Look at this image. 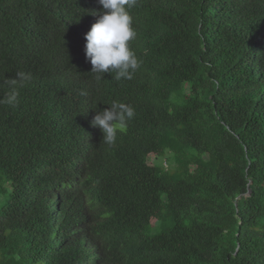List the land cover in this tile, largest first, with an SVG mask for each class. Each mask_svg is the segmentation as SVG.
Masks as SVG:
<instances>
[{
	"label": "trees",
	"instance_id": "16d2710c",
	"mask_svg": "<svg viewBox=\"0 0 264 264\" xmlns=\"http://www.w3.org/2000/svg\"><path fill=\"white\" fill-rule=\"evenodd\" d=\"M102 11L0 0V98L33 75L0 103V264H264V0H137L119 81L85 55Z\"/></svg>",
	"mask_w": 264,
	"mask_h": 264
},
{
	"label": "clouds",
	"instance_id": "9594fccd",
	"mask_svg": "<svg viewBox=\"0 0 264 264\" xmlns=\"http://www.w3.org/2000/svg\"><path fill=\"white\" fill-rule=\"evenodd\" d=\"M103 11L90 30L85 34V55L92 65V73L102 79L104 73H115L114 79L131 80L140 68L141 61L130 48L129 42L136 37L130 10L137 0H98ZM33 79L30 72L18 71L15 77L8 79L9 90L0 98V103L16 105L19 98L18 85ZM110 107L97 111L92 124L103 133V142L108 145L116 143L117 134L124 133L128 121L135 116L131 105L112 101Z\"/></svg>",
	"mask_w": 264,
	"mask_h": 264
}]
</instances>
